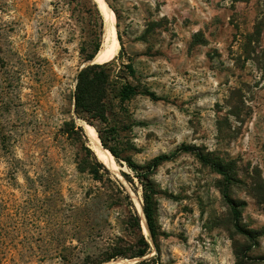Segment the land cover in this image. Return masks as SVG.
<instances>
[{"label":"rangeland","instance_id":"1","mask_svg":"<svg viewBox=\"0 0 264 264\" xmlns=\"http://www.w3.org/2000/svg\"><path fill=\"white\" fill-rule=\"evenodd\" d=\"M105 1L121 58L136 71L129 81L145 93L95 125L121 158L173 156L150 177L158 250L141 220L147 255L103 264H264V28L250 36L264 0ZM96 5L102 27L85 0H0V264H66L61 250L75 247L80 260L97 251L106 235L89 236L104 219L92 197L114 180L142 217L126 163L107 166L86 137L109 172L98 168L94 179L83 139L62 129L83 121L73 110L75 77L95 38L100 50L105 43ZM196 152L230 166L229 196L251 238L233 230L222 177ZM115 217L112 208L109 233L120 227Z\"/></svg>","mask_w":264,"mask_h":264},{"label":"trees","instance_id":"2","mask_svg":"<svg viewBox=\"0 0 264 264\" xmlns=\"http://www.w3.org/2000/svg\"><path fill=\"white\" fill-rule=\"evenodd\" d=\"M85 2L90 5V11L95 16H98L100 19V27H102L103 19L96 3L93 0H85ZM261 28H264V19L255 24L254 31L250 36L256 35L258 37ZM118 40L121 45L117 55L119 62L114 57L103 63H91L100 49L102 40L99 36L93 41L91 52L85 57V61L89 63L79 69L75 77L72 92L73 110L78 118L96 129L101 145L110 152L113 158L117 162L123 160L129 170L134 174L133 176L137 178L141 186V207L150 240L156 250H158V237L160 233L155 218V195L158 191L150 177L162 162L169 160L173 155L160 154L153 157L146 164L139 165L129 157L121 158L118 150L108 145L105 132L95 125V122L105 123L109 114H112L114 110L122 108L123 104L132 97L145 93L140 85L133 84L129 81V78L135 79L136 71L130 58L126 62L122 60L123 46L119 36ZM262 53L264 54V49H262ZM62 129L68 135L76 134L79 138L83 139L85 155L93 159V166L90 168V173L93 174L94 179L101 178L98 175V168L109 174L104 165L97 160L93 151L87 147L86 136L81 126H77L71 120L65 121ZM195 155L203 164L208 165L222 177V196L230 209L233 230L238 234L251 238V231L239 223V203L229 196V187L235 181L231 174L232 170L230 166L211 158L209 154L196 152ZM111 184L112 186L107 191L98 190L92 197V200H98L100 204L98 206L99 213L101 214L100 217L104 219H101L102 223H96L90 227L91 232L89 236H92L95 232L100 237L106 235V240L97 251L94 253H86L85 257L81 260L79 259L80 257H76L77 255L72 258L75 247L71 248V250H61L59 256L63 261H67L66 264H103L104 262L118 259H140L145 257L150 251V243L142 232V217L140 219L129 194L118 180L111 181ZM112 208L116 209L115 218L116 222L120 225L115 233H109L108 231L111 227L108 219ZM85 211L87 220H89L91 209H85ZM86 238L85 240H88V237ZM150 262H152V259ZM134 264L149 263L143 259ZM151 264L156 263L152 262Z\"/></svg>","mask_w":264,"mask_h":264},{"label":"bare ground","instance_id":"3","mask_svg":"<svg viewBox=\"0 0 264 264\" xmlns=\"http://www.w3.org/2000/svg\"><path fill=\"white\" fill-rule=\"evenodd\" d=\"M94 1L98 4L101 10L100 12H102L104 17L105 43L103 45L102 50L99 49L92 61L94 63H102L115 57L119 51L120 46L115 28L114 11L108 6L105 0ZM78 124L83 128V131L88 139V145L96 153L98 158L102 160L107 166H112L113 164H115L110 152L102 147L95 129L81 120H78ZM142 225L146 232L149 234L143 214Z\"/></svg>","mask_w":264,"mask_h":264},{"label":"water","instance_id":"4","mask_svg":"<svg viewBox=\"0 0 264 264\" xmlns=\"http://www.w3.org/2000/svg\"><path fill=\"white\" fill-rule=\"evenodd\" d=\"M115 28H116V26H115ZM114 58V57H113ZM111 60V59H110ZM106 62V61H105ZM91 63H94L93 61H91ZM103 63V62H102ZM142 214H143V212H142ZM143 217H144V215H143ZM145 219V218H144ZM146 222V221H145Z\"/></svg>","mask_w":264,"mask_h":264}]
</instances>
